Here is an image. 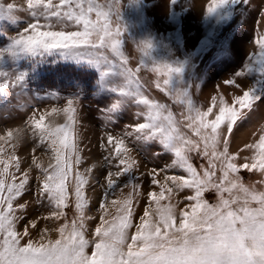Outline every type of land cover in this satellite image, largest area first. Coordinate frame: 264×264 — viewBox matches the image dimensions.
Here are the masks:
<instances>
[{"label":"snow or ice","instance_id":"obj_1","mask_svg":"<svg viewBox=\"0 0 264 264\" xmlns=\"http://www.w3.org/2000/svg\"><path fill=\"white\" fill-rule=\"evenodd\" d=\"M178 2L170 0L172 5ZM26 4V8H18L0 0L3 5L0 14L5 8L21 9L33 17L15 36L5 34L9 45L0 49V62L9 56L33 62L54 57L82 68H95L100 77L94 91L111 92L118 97L102 110L108 123L129 103L138 106L136 117H142L143 122L129 125L119 137L106 133L104 160L108 171L106 185H101L104 192L91 239L87 221L95 219L88 215L92 168L83 167L81 171L86 162L77 127L78 101L84 89L77 85L61 108L43 112L34 108L27 122L35 141L33 152L40 149L49 156L46 167L39 157H34L28 169L23 170L20 158L9 151V147L14 150L22 141L23 130H3L0 264H264V189L246 185L240 176L244 170L264 177V127L258 140L244 146L251 153L243 157L244 163H237L239 152L230 151L238 122L261 105L264 95L258 87L237 80L254 72L264 79V32H256L257 51L249 54L245 69L224 82L242 93L235 95L231 103L222 96H214L211 106H198L187 87H173L175 80L183 79L186 61L153 63L150 70L156 74L155 88L181 106L178 118L168 105L145 94L141 70L149 67L143 58L150 56L151 41L137 48L142 57L139 67L129 66L124 44L126 29L119 22L121 0H26ZM238 5H250V0H211L206 16L228 19L229 10ZM260 15L264 16V11ZM28 78V72L0 70V107L10 105L13 97L20 101L31 96ZM35 99L59 97L49 93L47 97L37 94ZM56 114L63 115L65 122L46 123L49 116ZM128 140L141 144L156 142L174 154L170 165L152 168L146 206L135 222L134 204L143 193L142 183L130 179L138 164L131 155ZM193 153L206 166L202 164L199 169L194 166ZM34 170H38L36 202L46 201L49 210L40 219L61 221L53 229L58 233L56 239L42 238L38 243L31 239L29 228L39 232L40 220H27L21 231L18 225L24 216L17 215L18 209L14 207V202L29 190L30 173ZM172 170L180 171L169 174ZM160 172L165 173L163 183L157 179ZM126 188L130 189L127 194ZM186 190L185 207L178 212L180 201L173 203V198ZM206 193L214 194L216 202L209 203ZM26 207L20 204L19 210L22 212ZM70 207L74 209L72 218L66 211ZM48 230L43 228L44 233Z\"/></svg>","mask_w":264,"mask_h":264},{"label":"rangeland","instance_id":"obj_2","mask_svg":"<svg viewBox=\"0 0 264 264\" xmlns=\"http://www.w3.org/2000/svg\"><path fill=\"white\" fill-rule=\"evenodd\" d=\"M5 2L14 3L18 8H26L27 6L26 0H5ZM210 2L211 0H179L177 4L172 5L170 0H121L119 22L126 29L124 44L126 54L129 56V66L132 68L139 67V60L142 57L137 48L143 42L151 41L153 48L150 56L143 58L149 67L141 70L142 83L145 84L146 89L145 94L149 95V98L168 105L177 114V117L181 106L175 104L167 94L155 88L156 74L150 70L153 63L176 64L186 61L183 79L175 80L173 87H187L191 91L192 99L198 106L204 108L211 106L214 96L217 98L222 96L231 103L235 95L242 93L239 89L224 82L245 69L249 54L257 51L254 44L256 32H264V16L260 15V12L264 11V0H250V5H238L234 10L230 9V18L225 20L206 16V7ZM32 19L30 13L24 10L13 9L8 11L5 8L4 12L0 14V49H6L9 45L8 40L4 38L5 34L9 37L15 36ZM61 64L91 71L98 76L99 80L100 72L95 68H82L79 65L66 63L54 57L45 61L33 62L27 58L9 56L0 62V70L6 73L20 71L29 73L27 88L30 90L31 96H24L20 101L13 97L10 105L0 107V134H3L2 130L7 128L22 127V141L14 150L9 147V151H14V154L20 158L23 170L28 169L34 157H39L45 167L49 163V156L42 150L36 149L33 152L35 141L27 122L32 116L34 108L39 109L40 112L50 111L53 107L61 108L66 104V98L75 92L63 87L42 86L37 83V78L41 74L48 72L51 68L59 67ZM237 80L247 86H256L261 92H264V79H261L258 72L239 77ZM9 91L12 90L9 89ZM49 93H56L59 99H45L43 101L35 99L37 94L47 97ZM117 98L111 92L101 94L93 91L91 93L83 92L78 101L79 146L86 162L81 167V171L83 167L92 168V178L88 189V195L91 197L88 215L95 217V219L87 221L89 239L92 238L94 227L98 224L99 212L97 209L104 192V187L101 185H106L105 176L108 171V168L105 167L107 162L104 160L107 155L106 133L119 137L129 125L143 122L142 117L139 119L136 117L139 110L138 106L129 103L119 109L112 123H108L102 110ZM49 121L62 124L65 122V118L63 115L56 114L49 116L46 123ZM262 127H264V95L261 97V105L255 108L246 119L239 121L236 129H234L230 151L233 154L239 152L238 164L245 162L243 157L251 155L244 146L258 140ZM127 144L132 149L131 155L138 164L130 179L133 182L142 183L141 191L143 194L136 198L134 204L135 222L142 215L146 206L148 181L152 168H165L170 165L174 159V154L165 151L156 142L141 144L128 140ZM241 149L244 150L241 151ZM191 157L194 166L198 169L202 164L206 166V162L197 154L193 153ZM115 163L116 161H113V164ZM112 170L115 171L116 169L112 168ZM179 171L172 170L169 174ZM37 174L38 170L30 173L32 179L29 190L23 197L14 202V207L18 209L17 215L22 214L24 216V220H21L18 225L19 230H23L27 220H40L39 232L29 228L31 239L38 243L42 238L45 240L56 239L58 233L53 229L61 221L40 219L42 216L48 215L49 210L45 206L46 201L44 203L36 202L37 183L35 177ZM240 176L246 185L254 184L258 189H264V177L259 174L241 170ZM164 177L165 173L160 172L157 179L163 183ZM120 179L123 181L124 177ZM129 191L130 189H124L125 194ZM186 194L187 190L173 198V203L180 201L177 208L178 212L185 207L184 196ZM205 199L209 203L216 202L214 194L211 193H206ZM20 204L27 205L22 212L19 210ZM66 211L69 218H72L74 209L70 207ZM112 212L114 214L115 210L113 209ZM44 227L49 229L47 233L43 232ZM27 239L28 237H25V241Z\"/></svg>","mask_w":264,"mask_h":264},{"label":"trees","instance_id":"obj_3","mask_svg":"<svg viewBox=\"0 0 264 264\" xmlns=\"http://www.w3.org/2000/svg\"><path fill=\"white\" fill-rule=\"evenodd\" d=\"M37 80V83L42 86L63 87L69 91H76V86L79 85L84 89L83 92L91 93L94 91L98 76L76 66L61 64L59 67L51 68L48 72L41 74Z\"/></svg>","mask_w":264,"mask_h":264},{"label":"bare ground","instance_id":"obj_4","mask_svg":"<svg viewBox=\"0 0 264 264\" xmlns=\"http://www.w3.org/2000/svg\"><path fill=\"white\" fill-rule=\"evenodd\" d=\"M23 125V124H22ZM17 127V126H16ZM13 128V127H12ZM22 127H20L19 129H21ZM26 130V129H25ZM3 131V130H2ZM38 153V152H37Z\"/></svg>","mask_w":264,"mask_h":264}]
</instances>
